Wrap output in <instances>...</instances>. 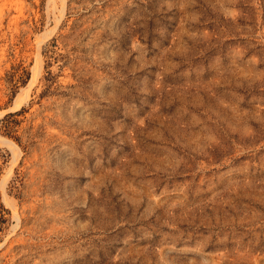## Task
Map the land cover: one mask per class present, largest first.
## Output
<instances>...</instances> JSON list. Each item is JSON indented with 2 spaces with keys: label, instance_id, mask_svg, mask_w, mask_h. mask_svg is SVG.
<instances>
[{
  "label": "rangeland",
  "instance_id": "1",
  "mask_svg": "<svg viewBox=\"0 0 264 264\" xmlns=\"http://www.w3.org/2000/svg\"><path fill=\"white\" fill-rule=\"evenodd\" d=\"M0 264H264V0H0Z\"/></svg>",
  "mask_w": 264,
  "mask_h": 264
},
{
  "label": "bare ground",
  "instance_id": "2",
  "mask_svg": "<svg viewBox=\"0 0 264 264\" xmlns=\"http://www.w3.org/2000/svg\"><path fill=\"white\" fill-rule=\"evenodd\" d=\"M38 72L35 69L34 74L32 76V80H30V83L28 84L27 88H30V86L32 85V83L36 79V75L38 74ZM24 98H25V95H19V96H17V98L15 99V102H14V107L19 106L22 103V101H23ZM4 142H6V140ZM7 143L10 144V145H12L11 147H12V149L14 151L16 150V147L13 144H11V141H7ZM13 153L16 154L15 152H13Z\"/></svg>",
  "mask_w": 264,
  "mask_h": 264
},
{
  "label": "trees",
  "instance_id": "3",
  "mask_svg": "<svg viewBox=\"0 0 264 264\" xmlns=\"http://www.w3.org/2000/svg\"><path fill=\"white\" fill-rule=\"evenodd\" d=\"M18 111H19V110H16V111H10V112H8L5 116H6V117H10V116H12V115H14V114L19 113ZM4 126L6 127V125H4ZM6 132H8V131H6Z\"/></svg>",
  "mask_w": 264,
  "mask_h": 264
}]
</instances>
